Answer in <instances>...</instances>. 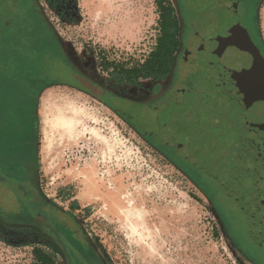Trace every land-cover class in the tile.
I'll use <instances>...</instances> for the list:
<instances>
[{"label": "rangeland", "instance_id": "rangeland-1", "mask_svg": "<svg viewBox=\"0 0 264 264\" xmlns=\"http://www.w3.org/2000/svg\"><path fill=\"white\" fill-rule=\"evenodd\" d=\"M53 1L39 0L41 12H37L29 0H0V152L9 143L29 142V160L35 164L37 109V184L57 215L90 243L103 264H240L241 260L258 264L234 242L214 203L224 193L211 190L210 178L204 173L208 164H199L184 142L185 123L180 135L171 136L169 126L152 114L161 107L153 105L178 75L179 54L175 72L164 81L140 78L128 86L111 79L118 70L142 66L156 52L162 34L156 0ZM259 5L264 38V0ZM168 6L175 17L183 16V49L188 46L189 75L179 84L186 89L179 91L180 99L187 103L181 118L186 121L187 109L198 99L182 93L215 90L237 94L232 76L240 67L227 66V61L222 64L221 60L240 42L239 26L233 25L240 7L236 0H185L182 15L179 0H170ZM40 15L49 31L40 23ZM65 64L92 77L69 81L90 90L97 85L101 90L94 91L118 112L67 85L47 88L38 96L47 83L37 77L46 82L48 78L67 80L68 74L61 68ZM256 64L264 72L263 61ZM42 67L47 74L41 72ZM47 91L68 96L86 113L87 120L73 135L60 134L45 155L41 112ZM200 113L205 115L202 110ZM93 131L115 140L114 157H107ZM235 136L247 144L253 139L242 132L230 139ZM90 170L98 173L97 190L106 203L90 200L84 184V173ZM119 179L120 183L112 182ZM116 188L120 190L113 202L109 196ZM143 192L146 196L142 197ZM123 194L138 195L136 206L151 213L148 223L129 218L126 210L119 212L127 206L118 203ZM9 211L0 201V264H34V247L51 254L48 237L19 225L14 212Z\"/></svg>", "mask_w": 264, "mask_h": 264}, {"label": "flooded vegetation", "instance_id": "flooded-vegetation-1", "mask_svg": "<svg viewBox=\"0 0 264 264\" xmlns=\"http://www.w3.org/2000/svg\"><path fill=\"white\" fill-rule=\"evenodd\" d=\"M185 0H179V8L183 15V5ZM239 2L238 13L233 25L237 24L234 32L238 31L240 42L234 44L233 48L222 55V64L227 61V66L238 65L239 69L232 76V85L237 98H244L254 93L264 94V72L257 69V61L264 63V38L261 29L260 0L249 2V0H236ZM249 2V3H248ZM243 9V10H242ZM248 11V12H247ZM180 26V35L184 37L183 16L176 17ZM187 26V23L185 22ZM187 27V33L189 32ZM256 32V34H255ZM182 40V38H181ZM182 47L176 55L179 56L178 75L172 79L170 87L162 96L160 102L153 106L159 107L155 116L162 119V124L169 126L168 132L171 136L180 135V127L185 123L183 130V140L194 151V156L199 164H208L206 175L210 178V188L212 191L224 193L223 198L214 201L215 205L225 217V222L235 243L241 245L244 255L258 264H264V137L261 129L255 126H248L252 130L250 144L243 143L241 138L235 136V140L230 139L229 132L221 134V139L217 145L210 150L204 151L196 142L186 134L189 115L195 112L199 104L192 105L187 109L186 121L182 115L187 103L180 99L181 81L186 80L189 74L186 69L189 64L188 46L182 40ZM186 44V43H185ZM183 54H186L185 56ZM182 55L184 56L182 59ZM176 57V56H175ZM249 63V65H246ZM60 66V65H59ZM226 67L225 65H222ZM257 66V67H256ZM68 74L67 80H51L48 82H58L67 86H73L93 96H99L94 89L90 90L68 79H92L85 74L79 73L77 68L68 64L61 66ZM180 69L182 71L180 72ZM228 69V68H227ZM41 72L47 74L45 67ZM181 73V74H180ZM41 83L46 80L39 79ZM251 78L253 88L250 91H243L241 83L243 79ZM50 79V80H49ZM113 79V78H111ZM152 80V79H151ZM154 81V80H153ZM162 81V80H157ZM164 81V80H163ZM188 91V90H187ZM198 91V90H194ZM182 94H191L184 92ZM196 96V95H194ZM168 100H170L168 102ZM163 105V106H162ZM38 106V105H37ZM36 135L37 142L33 148L35 151V164L29 159V152L32 149L30 143L11 145L3 152H0V201L2 207L10 212L11 210L17 223L21 226L33 228L37 234L48 237L51 244L52 258L55 264H103L90 243L85 240L77 231L72 228L66 219H61L54 209V205L43 196L37 184L39 173V139H38V112L36 109ZM199 115L197 112L195 116ZM199 122V116L195 118ZM207 130L212 133L210 127ZM210 164V165H209ZM223 188L225 191L223 192Z\"/></svg>", "mask_w": 264, "mask_h": 264}, {"label": "water", "instance_id": "water-1", "mask_svg": "<svg viewBox=\"0 0 264 264\" xmlns=\"http://www.w3.org/2000/svg\"><path fill=\"white\" fill-rule=\"evenodd\" d=\"M193 94L199 98V104L187 119L186 134L204 151L217 145L221 134L226 132L231 136L237 132L251 135L253 132L248 126L261 129L264 137V94L254 93L244 98L215 90ZM201 110L205 115L200 113ZM196 112L199 115L195 116ZM198 116L199 122L195 119Z\"/></svg>", "mask_w": 264, "mask_h": 264}, {"label": "bare ground", "instance_id": "bare-ground-1", "mask_svg": "<svg viewBox=\"0 0 264 264\" xmlns=\"http://www.w3.org/2000/svg\"><path fill=\"white\" fill-rule=\"evenodd\" d=\"M41 118L43 124L42 132L45 136V142L43 144V151L44 153H46L45 155H48V150H50L49 148L51 146V143H55L59 139L58 136L60 134H65L66 136L73 135L75 131H77L80 127L84 126L87 120L86 113L80 110L68 96L57 95L51 91H47L43 95ZM91 133L95 138H97V142L106 150L107 157H114L117 148L115 143H113L115 140L112 142V140L106 139L102 134H100V132L93 131ZM113 181L120 183L119 181H121V179L117 181L112 180V182ZM84 184L88 189L90 200L94 202H107V199L105 200L104 197L97 190V188L99 187V177L98 173L95 170H90L84 173ZM119 190L120 189L118 188L111 190L109 196V199L111 201L117 202L116 199ZM143 195L146 196V193L143 192L142 197ZM118 198L119 204L124 203L127 205L125 207L120 208V213L123 214V212L126 210L129 213H124H126L129 218L134 216L148 223L149 216H151V213L136 206L137 203H140L137 194H123Z\"/></svg>", "mask_w": 264, "mask_h": 264}, {"label": "trees", "instance_id": "trees-1", "mask_svg": "<svg viewBox=\"0 0 264 264\" xmlns=\"http://www.w3.org/2000/svg\"><path fill=\"white\" fill-rule=\"evenodd\" d=\"M32 7L38 12L40 8L39 0H29ZM170 0H156L157 7L160 12V27H161V37L158 41V46L156 52H154L150 59L146 61L142 66L135 67L132 71H127L124 69L118 70L115 75H112L113 80L120 85H135L138 83L140 78L152 79L154 81L167 79L169 75L175 72L176 69V54L183 43L180 35V26L177 18L174 16L172 9L168 6ZM51 3L52 0H47ZM56 3V1H53ZM41 12V10L39 9ZM65 11V10H62ZM40 23L44 24L46 28L45 31H49L47 23H45L44 18L40 15ZM54 40H56L54 38ZM55 42V41H54ZM110 63L105 65V69H109ZM41 82V81H39ZM45 83V82H43ZM64 84L58 82H47L39 90L38 96L47 88L54 86H61ZM73 87V86H72ZM82 90V89H81ZM90 94V93H89ZM96 97V96H95ZM99 99V97H97ZM115 112H118L109 102L102 98L99 99ZM33 255L35 258L34 264H55L52 255L47 253L39 247L33 248Z\"/></svg>", "mask_w": 264, "mask_h": 264}, {"label": "snow or ice", "instance_id": "snow-or-ice-1", "mask_svg": "<svg viewBox=\"0 0 264 264\" xmlns=\"http://www.w3.org/2000/svg\"><path fill=\"white\" fill-rule=\"evenodd\" d=\"M254 84H253V81L251 78H246V79H243L242 80V83H241V89L243 91H250L252 88H253ZM240 264H243V261L241 260L240 261Z\"/></svg>", "mask_w": 264, "mask_h": 264}]
</instances>
